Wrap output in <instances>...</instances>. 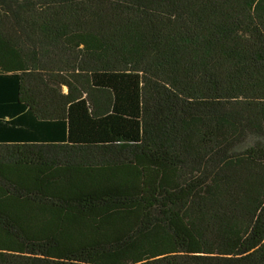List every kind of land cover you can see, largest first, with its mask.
<instances>
[{
  "label": "trees",
  "instance_id": "trees-1",
  "mask_svg": "<svg viewBox=\"0 0 264 264\" xmlns=\"http://www.w3.org/2000/svg\"><path fill=\"white\" fill-rule=\"evenodd\" d=\"M0 264H264V0H0Z\"/></svg>",
  "mask_w": 264,
  "mask_h": 264
}]
</instances>
